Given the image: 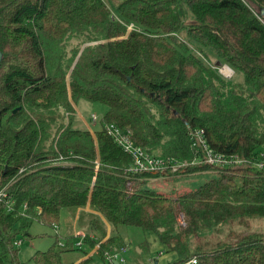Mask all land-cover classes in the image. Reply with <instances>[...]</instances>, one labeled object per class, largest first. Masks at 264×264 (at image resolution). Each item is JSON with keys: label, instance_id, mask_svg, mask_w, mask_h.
<instances>
[{"label": "trees", "instance_id": "16d2710c", "mask_svg": "<svg viewBox=\"0 0 264 264\" xmlns=\"http://www.w3.org/2000/svg\"><path fill=\"white\" fill-rule=\"evenodd\" d=\"M116 1L112 10L103 0H0V190L12 202L8 210L0 201V264H21L15 242L33 221L59 230L33 264H63L65 251L80 253L71 264H88L85 248L105 264V254L128 251L118 236L106 238L103 221L153 233L176 254L168 264H264L259 233L209 237L264 219V173L131 174L104 130L127 131L162 157L190 160L192 129L221 154L263 151L264 0ZM223 65L232 77L218 73ZM79 100L106 108L98 130L71 128ZM207 171L215 177L176 198L146 188L160 176ZM73 222L85 233L79 248L63 229Z\"/></svg>", "mask_w": 264, "mask_h": 264}, {"label": "rangeland", "instance_id": "374dc122", "mask_svg": "<svg viewBox=\"0 0 264 264\" xmlns=\"http://www.w3.org/2000/svg\"><path fill=\"white\" fill-rule=\"evenodd\" d=\"M103 1L112 10L114 9V6L117 2L116 0ZM187 20H189L188 15L185 17V21ZM105 109L106 108L101 104H94L84 100L77 101L75 113L72 116L70 122L71 128L90 130L92 132L98 130L100 128V119L105 112ZM92 114H95L97 117L95 122L91 121ZM64 123H67L66 119ZM215 175L216 174L214 172L207 171L185 176H160L150 180V183L146 185V188L159 190L164 192L169 197L176 198L179 194L185 191H190L199 187L209 179L215 177ZM103 226L105 228L107 238L111 236H118L122 243L128 247L129 254H123L126 260L125 264H168L176 260V254L172 251H169L166 246L162 245L156 239V236L151 232L142 231L135 227H127L123 225L114 228L105 221H103ZM220 230L223 231V234H221L222 236H219V238L216 236V234L209 236L212 241L225 239L232 235L242 236L247 233H259L264 236V219H241L234 222L231 226L221 227ZM28 233L29 237H22L20 239L21 244L18 247V260L21 264H33L29 260L31 255L37 250H46L53 243L55 238L52 229L48 225L42 224L38 221H33L30 224ZM144 242L147 246L146 249L140 248L141 244ZM85 250L91 253L90 256L92 257L88 264H103L94 251L87 248H85ZM75 255H80V253L76 251L63 252L61 255L63 264H71V259ZM79 261L80 260L76 261L75 263L73 262V264H76Z\"/></svg>", "mask_w": 264, "mask_h": 264}, {"label": "built area", "instance_id": "2783aa9c", "mask_svg": "<svg viewBox=\"0 0 264 264\" xmlns=\"http://www.w3.org/2000/svg\"><path fill=\"white\" fill-rule=\"evenodd\" d=\"M244 1V0H243ZM247 6L252 4L246 1ZM256 16L260 19L259 11ZM132 25L128 26L131 30ZM218 73L224 78H230L233 75L232 70L223 65L218 69ZM97 117L95 114L91 115V121L95 122ZM104 130L107 135L113 138L115 144L130 158V164L126 169V172L134 173H183L187 169L196 166H213L218 168H251L256 171L264 173V150L254 153L251 157H240L237 154L225 155L214 151L207 143L204 132L202 129H192L188 131V142L190 150L192 151V157L190 160L178 159L173 156H157L156 154L149 153L143 148L135 145L127 131H123L114 125H105ZM22 172V169L19 170ZM7 197L5 191L0 190V201H4L8 210L12 209V202L6 201ZM26 205H22L24 210ZM55 234H58V227L56 224L50 227ZM74 235L78 239L74 242V247L79 248L82 245V238L85 233L82 231L74 232ZM21 244L20 240L15 242V245L19 247ZM59 246H63V242H59ZM127 248H123L120 252L114 254H105L104 260L105 264H125V258L123 254H126ZM195 264L194 260H190L187 264Z\"/></svg>", "mask_w": 264, "mask_h": 264}, {"label": "crops", "instance_id": "0c3cea01", "mask_svg": "<svg viewBox=\"0 0 264 264\" xmlns=\"http://www.w3.org/2000/svg\"><path fill=\"white\" fill-rule=\"evenodd\" d=\"M86 210L89 211V212H91L89 209H86ZM63 229H64V232H66L67 234H74V232H78V231L84 230L83 228L78 227V224H76L74 222L71 225L70 229H65L64 227H63ZM106 238H107V236H106ZM91 250L94 251V249H91ZM90 254L91 253L87 252V256H90ZM128 254H129V250L126 252V255H128ZM155 263H157V262H155Z\"/></svg>", "mask_w": 264, "mask_h": 264}, {"label": "water", "instance_id": "95a60500", "mask_svg": "<svg viewBox=\"0 0 264 264\" xmlns=\"http://www.w3.org/2000/svg\"><path fill=\"white\" fill-rule=\"evenodd\" d=\"M263 14V10H259V15H262ZM0 61H1V52H0ZM117 264V263H115Z\"/></svg>", "mask_w": 264, "mask_h": 264}]
</instances>
